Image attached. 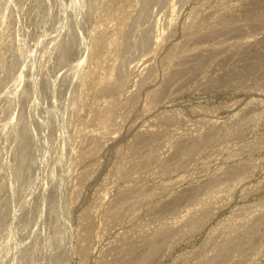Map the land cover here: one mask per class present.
Returning a JSON list of instances; mask_svg holds the SVG:
<instances>
[{
  "label": "rangeland",
  "instance_id": "1",
  "mask_svg": "<svg viewBox=\"0 0 264 264\" xmlns=\"http://www.w3.org/2000/svg\"><path fill=\"white\" fill-rule=\"evenodd\" d=\"M0 264H264V0H0Z\"/></svg>",
  "mask_w": 264,
  "mask_h": 264
}]
</instances>
